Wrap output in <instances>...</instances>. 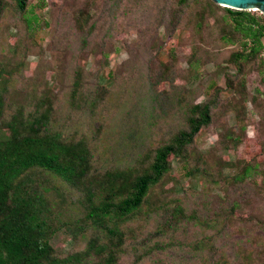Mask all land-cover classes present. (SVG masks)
I'll return each instance as SVG.
<instances>
[{"label":"rangeland","instance_id":"obj_1","mask_svg":"<svg viewBox=\"0 0 264 264\" xmlns=\"http://www.w3.org/2000/svg\"><path fill=\"white\" fill-rule=\"evenodd\" d=\"M8 1L0 19L8 103L31 105L54 94L56 127L94 138L101 130L96 147L103 168L131 164L183 127L189 105L211 104L213 121L197 135L193 155L199 162L192 163L207 167L211 177L189 176L190 167L173 159L154 192L158 200L180 199L189 211L220 223H173L161 231L158 221L165 223L169 214L152 217L137 252L130 248L121 264H215L223 257L230 264H264V63L260 56L237 65L232 60L242 49L222 37L224 7H215L200 28L197 13L205 0L185 6L178 0H29L41 17L32 32ZM84 8L93 17L82 33L75 15ZM79 69L87 89L110 91L94 115L70 106ZM248 167L250 178L241 182ZM169 243L172 249H163ZM52 245L67 255L84 242L77 245L61 231Z\"/></svg>","mask_w":264,"mask_h":264},{"label":"trees","instance_id":"obj_2","mask_svg":"<svg viewBox=\"0 0 264 264\" xmlns=\"http://www.w3.org/2000/svg\"><path fill=\"white\" fill-rule=\"evenodd\" d=\"M12 1L35 32L41 17L29 8V0ZM191 1L178 3L185 6ZM9 5L8 0H0V19ZM215 7L219 5L205 0L197 13L200 28ZM224 10L228 22L222 37H227L228 44H241L242 51L232 56L235 64L261 57L264 15ZM92 17L89 8L75 15L80 32L88 30ZM171 69L166 65L164 71ZM9 82L0 67V264H121L130 248L137 252L139 236L148 229L151 218L165 214H169L165 223L158 221L157 225L163 226L161 231L182 222L218 226L220 220L202 218L197 211H189L180 199L172 203L158 200L154 192L170 174L173 159L190 167L189 176L211 177L207 167L192 164L198 161L193 155L195 139L213 121L210 103L189 105L183 127L148 148L131 164L103 168L96 147L100 129L94 138L78 132L69 135L56 127L54 94L37 98L31 105H10ZM86 83L84 70H77L70 106L76 111L88 109L94 115L110 91L101 85L91 91ZM251 170L246 168L238 179L245 182ZM61 231L77 245L84 242L83 247L62 255L52 245ZM210 243L207 240L201 245L204 248ZM172 247L169 243L163 249ZM142 259L138 256V263ZM215 264L230 263L223 257Z\"/></svg>","mask_w":264,"mask_h":264},{"label":"water","instance_id":"obj_3","mask_svg":"<svg viewBox=\"0 0 264 264\" xmlns=\"http://www.w3.org/2000/svg\"><path fill=\"white\" fill-rule=\"evenodd\" d=\"M219 6L237 11H253L264 14V0H212Z\"/></svg>","mask_w":264,"mask_h":264},{"label":"built area","instance_id":"obj_4","mask_svg":"<svg viewBox=\"0 0 264 264\" xmlns=\"http://www.w3.org/2000/svg\"><path fill=\"white\" fill-rule=\"evenodd\" d=\"M261 58H262L263 61H264V44H263V50H262V53H261Z\"/></svg>","mask_w":264,"mask_h":264}]
</instances>
